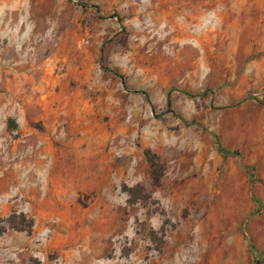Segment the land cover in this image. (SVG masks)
Instances as JSON below:
<instances>
[{"label":"rangeland","instance_id":"obj_1","mask_svg":"<svg viewBox=\"0 0 264 264\" xmlns=\"http://www.w3.org/2000/svg\"><path fill=\"white\" fill-rule=\"evenodd\" d=\"M0 264H264V0H0Z\"/></svg>","mask_w":264,"mask_h":264},{"label":"trees","instance_id":"obj_2","mask_svg":"<svg viewBox=\"0 0 264 264\" xmlns=\"http://www.w3.org/2000/svg\"><path fill=\"white\" fill-rule=\"evenodd\" d=\"M221 153H223L224 155H229V154H235V152L232 151H227L225 149H223L221 146L219 147Z\"/></svg>","mask_w":264,"mask_h":264},{"label":"crops","instance_id":"obj_3","mask_svg":"<svg viewBox=\"0 0 264 264\" xmlns=\"http://www.w3.org/2000/svg\"><path fill=\"white\" fill-rule=\"evenodd\" d=\"M7 127H8V126H7ZM49 133H50L51 135H53V133H52L51 131H50ZM50 134H49V135H50ZM36 163H40V161H36Z\"/></svg>","mask_w":264,"mask_h":264}]
</instances>
